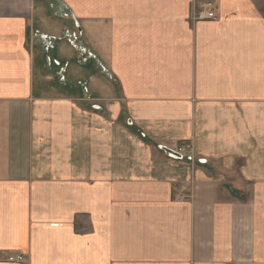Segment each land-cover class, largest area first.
I'll use <instances>...</instances> for the list:
<instances>
[{"label": "crops", "instance_id": "1", "mask_svg": "<svg viewBox=\"0 0 264 264\" xmlns=\"http://www.w3.org/2000/svg\"><path fill=\"white\" fill-rule=\"evenodd\" d=\"M203 1L0 0V264H264V0Z\"/></svg>", "mask_w": 264, "mask_h": 264}, {"label": "built area", "instance_id": "2", "mask_svg": "<svg viewBox=\"0 0 264 264\" xmlns=\"http://www.w3.org/2000/svg\"><path fill=\"white\" fill-rule=\"evenodd\" d=\"M214 3H215L214 0L203 1L202 4H200L193 10L192 20L195 22V21L214 19L216 17ZM186 145H187L186 147L188 148L191 147L189 144H186ZM186 149L187 148L185 147L180 148L179 153L182 156V158L189 157ZM7 259L9 261L17 262L19 264H28L26 256L23 252L13 253L12 255L8 256Z\"/></svg>", "mask_w": 264, "mask_h": 264}, {"label": "rangeland", "instance_id": "3", "mask_svg": "<svg viewBox=\"0 0 264 264\" xmlns=\"http://www.w3.org/2000/svg\"><path fill=\"white\" fill-rule=\"evenodd\" d=\"M200 4H202V3H199V4H197V3H195V7H194V9L197 7V6H199ZM214 6H215V12H216V3H214ZM192 15H193V12H192ZM191 19H192V17H191ZM193 21V20H192ZM194 22V21H193ZM195 22H198V21H195ZM70 36H71V38L73 37V35H72V33H71V31L69 30V31H66L65 32V35H63V37H66V38H68V39H70ZM40 37H43L44 39V43L45 44H49V45H52V47L51 48H53L54 46H55V42L54 41H57V38H50L49 39V37L47 36V35H43V34H41V36ZM74 38V37H73ZM75 42L77 41V42H79L78 40V38H77V36L75 35V38L73 39ZM46 41H48V43L46 42ZM50 41H53V43L52 44H50ZM48 47V48H47ZM46 48L49 50V49H51L50 48V46H47ZM85 54H86V60H88V59H90V58H96V56L95 55H91L90 56V54H87V51L85 52ZM53 62L55 63V64H57L56 63V61L55 60H53ZM100 67L105 71V72H108V70L106 69V67H105V65H103V64H101L100 65ZM63 72V70H62V68L60 69V72L59 73H62ZM61 78L62 79H64L65 77L64 76H61ZM186 144H189L190 146H191V143L190 142H186V143H184V144H182V146L180 147V148H183V147H185V148H187L186 150H187V153H188V156L191 158V157H193L191 154H190V149H191V147L190 148H188V147H186L187 145ZM161 146H163V145H160V148H161ZM177 153H179V151H180V149H176L175 150ZM180 154V153H179ZM171 157V156H170ZM171 158H173V157H171ZM174 159H176V158H174Z\"/></svg>", "mask_w": 264, "mask_h": 264}, {"label": "water", "instance_id": "4", "mask_svg": "<svg viewBox=\"0 0 264 264\" xmlns=\"http://www.w3.org/2000/svg\"><path fill=\"white\" fill-rule=\"evenodd\" d=\"M161 149L164 150V152L168 155V156H171L173 158H176V159H179V158H182V156L177 153L175 150L173 149H170L166 146H161Z\"/></svg>", "mask_w": 264, "mask_h": 264}, {"label": "bare ground", "instance_id": "5", "mask_svg": "<svg viewBox=\"0 0 264 264\" xmlns=\"http://www.w3.org/2000/svg\"><path fill=\"white\" fill-rule=\"evenodd\" d=\"M183 158H185V157H183Z\"/></svg>", "mask_w": 264, "mask_h": 264}]
</instances>
